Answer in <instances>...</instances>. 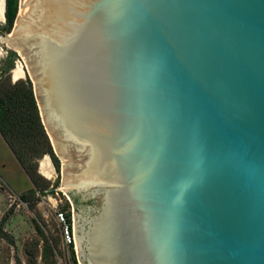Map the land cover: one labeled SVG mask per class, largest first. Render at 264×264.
<instances>
[{"label":"water","instance_id":"water-1","mask_svg":"<svg viewBox=\"0 0 264 264\" xmlns=\"http://www.w3.org/2000/svg\"><path fill=\"white\" fill-rule=\"evenodd\" d=\"M19 7L81 264H264V0Z\"/></svg>","mask_w":264,"mask_h":264},{"label":"trees","instance_id":"trees-1","mask_svg":"<svg viewBox=\"0 0 264 264\" xmlns=\"http://www.w3.org/2000/svg\"><path fill=\"white\" fill-rule=\"evenodd\" d=\"M20 0H6V30L11 31L19 11ZM10 61L1 68L0 74V132L6 138L22 167L30 176L33 187L20 194V200L34 210L41 195L51 189L49 182H42V177L37 172L35 159L49 154L60 168V159L54 151L49 135L45 129L40 115V110L35 97L33 83L30 79H21L15 83L6 81L5 74L13 66ZM56 187L59 185L57 182ZM54 191V190H53ZM78 203V199H75ZM67 211L68 222L72 223V207L66 201L61 207ZM42 218V214L38 213ZM10 214L7 213L0 221V244L6 242L14 250L11 259L13 264H59L58 242L53 241L44 229V226L33 217L37 238L25 244L24 252L27 261L20 256V249L13 234L8 232L6 225ZM69 247L71 264H78L76 250L73 244ZM40 258V261H39ZM10 264V263H9Z\"/></svg>","mask_w":264,"mask_h":264},{"label":"rangeland","instance_id":"rangeland-1","mask_svg":"<svg viewBox=\"0 0 264 264\" xmlns=\"http://www.w3.org/2000/svg\"><path fill=\"white\" fill-rule=\"evenodd\" d=\"M19 7V11H20ZM13 28V27H12ZM15 50L11 45L0 41V74L1 68L6 63L7 51ZM13 66L5 74L6 81L15 83L21 79H30V70L22 56L18 54ZM23 70V75L15 77V71L18 68ZM32 81V80H31ZM51 143L53 140L49 136ZM59 157V155H57ZM60 159V168L54 162L49 154L36 158L37 172L42 177V182H49L52 187H56V183L59 182L57 188L48 192L45 195H41L40 200L37 203L34 210H30L26 203L20 200V194L30 190L33 187L32 180L25 169L22 167L14 151L6 138L0 132V221L9 213L10 219L6 225L8 232L13 234L17 240V245L20 249V256L24 262L27 261L24 248L25 244L35 240L37 238V230L33 221V217H36L38 222L44 226L45 231L53 241L58 242L59 249V264H71L70 250L65 244L62 237V226L57 220L56 211L66 204V201L71 203L72 207V220L73 230H75V210L74 204L70 196L62 189V173L63 162ZM50 172H46L45 170ZM38 213L42 214V218L38 217ZM75 250H77V241H75ZM14 250L6 242L0 244V264H13L11 256ZM78 259V256H77ZM40 261V258H39ZM78 264L81 262L78 260Z\"/></svg>","mask_w":264,"mask_h":264},{"label":"built area","instance_id":"built-area-1","mask_svg":"<svg viewBox=\"0 0 264 264\" xmlns=\"http://www.w3.org/2000/svg\"><path fill=\"white\" fill-rule=\"evenodd\" d=\"M56 217L57 220L60 222L62 228V237L63 241L67 246H70L71 244L75 245V233L73 230V220L70 226V223L68 222V216H67V211L58 209L56 211Z\"/></svg>","mask_w":264,"mask_h":264},{"label":"flooded vegetation","instance_id":"flooded-vegetation-1","mask_svg":"<svg viewBox=\"0 0 264 264\" xmlns=\"http://www.w3.org/2000/svg\"><path fill=\"white\" fill-rule=\"evenodd\" d=\"M2 17L3 16H0V35L8 32L6 30V26H7L6 11H5L4 17L3 18ZM16 58H17V52L15 50H12V49L11 50H8L7 51L6 63H4V66H7L8 63H10V61H12L14 63L16 61ZM78 199H81V198H78ZM87 201H90L91 202V200H87ZM77 208L79 209L78 204H77Z\"/></svg>","mask_w":264,"mask_h":264},{"label":"bare ground","instance_id":"bare-ground-1","mask_svg":"<svg viewBox=\"0 0 264 264\" xmlns=\"http://www.w3.org/2000/svg\"><path fill=\"white\" fill-rule=\"evenodd\" d=\"M4 7H5V0H0V16H3V13H4ZM21 12V10H20ZM7 43L13 47H17V48H20L19 47V38H9L7 40ZM23 75V70L19 67L16 71H15V77H20ZM47 173L50 172V171H47V169L45 170Z\"/></svg>","mask_w":264,"mask_h":264}]
</instances>
